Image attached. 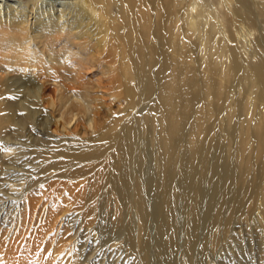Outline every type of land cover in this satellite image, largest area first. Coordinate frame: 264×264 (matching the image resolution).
<instances>
[{
    "label": "bare ground",
    "instance_id": "obj_1",
    "mask_svg": "<svg viewBox=\"0 0 264 264\" xmlns=\"http://www.w3.org/2000/svg\"><path fill=\"white\" fill-rule=\"evenodd\" d=\"M86 66L106 78L117 106H137L136 114L104 125L107 108L84 88ZM52 83L59 88L56 101L46 95ZM69 89L78 92L75 99L64 94ZM58 106L63 120L71 115L67 124L82 113L93 132L80 119L78 133H67L47 112ZM218 117L230 130L238 121L247 127L248 167L264 158V0H0V264H89L72 223L94 217L103 192L120 200L133 223L134 236L129 231L125 238L143 245L132 250L136 264H149L153 217L158 248L167 253L181 241L179 264H197V240L215 247L201 236L203 223L232 232L247 196L237 187L246 178L224 162L213 135ZM37 122L43 129H34ZM26 130L36 140L16 141ZM145 135L160 196L153 211L136 175ZM21 153L50 176L9 173ZM256 191L248 198L260 204L261 225L264 181ZM176 209L185 219L181 229ZM34 216L40 225L27 237ZM59 225L73 239L67 249L55 233ZM47 240L53 243L45 246Z\"/></svg>",
    "mask_w": 264,
    "mask_h": 264
},
{
    "label": "rangeland",
    "instance_id": "obj_2",
    "mask_svg": "<svg viewBox=\"0 0 264 264\" xmlns=\"http://www.w3.org/2000/svg\"><path fill=\"white\" fill-rule=\"evenodd\" d=\"M195 60H197V57H195ZM169 62H171V61H169ZM81 74H82L81 78H84V79H82V81L86 83L84 88H88L91 90V93H92L91 97L92 98H95V97L101 98V101L104 103L105 108H107V110H105L107 112H105V113L103 112V114H102V118L104 119V125L108 126V125L112 124L115 118H117V120H118L119 118H127V117H130V116L136 114V113L131 114V112H137V109H138L137 106L133 107V108H127L126 111H123L122 105L117 106V102L113 101L112 96L110 95V89H108V87L105 85L106 78L101 76V75H97L95 73L94 69H91L89 66H86V69H83ZM97 78H101V83H102L101 85L97 84V81H98ZM52 84H53V86L55 85L54 83H52ZM49 89L50 90L46 91V95L48 96V98H50V99L54 98V100L56 101V98H57L58 93H59V88L54 86V87L49 88ZM77 93H78L77 91H74L72 89H69L68 91L64 92L65 95H67L69 98H73V99L76 98ZM115 95H118V92H116ZM241 98H242L241 96L236 97V102L237 103L239 102L238 104L242 103ZM202 99H205V97H203ZM94 105H95V102H92V104L88 105V108L92 109V107ZM118 107H120V109ZM109 108H111V109H109ZM59 110H60V107L58 106L56 108V110L48 108L47 112L53 113L52 114L53 119H54V120H52L53 122H57L60 120L62 122V124H66L65 128L68 131L67 133L71 134L74 131L75 132L78 131L74 128H75L77 121L80 119H81V122L84 123L87 130L91 133L93 132V124H92L91 120L89 118H86L85 116H83L82 113L79 116L74 117L73 120L69 124H67L66 122L71 118V115L66 116L65 117L66 121H65V120H63L64 119L63 110H61V111H59ZM224 111H225V109H223V112ZM119 113H120L121 117H119ZM103 115H104V117H103ZM224 117H225L224 114L220 116L221 119H223ZM220 118L218 117V119H217V126L216 127L213 126L215 129V134L213 132V135H217L219 137L222 157L224 158L223 160H225L224 162L226 164L230 165V167H232L233 170L235 169L234 171H235L236 176L241 175L244 177V179L246 178L245 183L237 184V187L240 189H245L247 191V196L245 198V201H243L244 204L242 203L244 207L243 206L241 207V209H242L241 219L240 218L237 219L238 222H236L237 220H235L230 225V227L234 226L233 228L235 230L232 229V232H231L230 227H229L230 229L224 228L223 230L221 229L223 227H221V228L217 227V228L221 229V230H219L220 231L219 232L218 229L215 227V231H217V232H215L213 226H212L213 227L212 228L211 226L206 225L207 223H203L205 226H204V228H202L203 230L200 227V230H202L201 236H204L203 239L206 240L207 243H211L212 241H214L215 247H214V249H213V247H212V249L210 247L208 248V246H207L208 244H207L206 245L207 248H206L205 246H203L204 245L203 242H201L200 240L199 241L197 240V242H196L197 246L193 250V253L197 259V264H264V226H263L264 220H263V222L261 221V225H260V221L258 222V219H259L258 217L261 215L262 210L260 208V204L258 203V200L254 199L255 197L254 198H248L250 193H253L256 190L258 191V184L260 182L264 181V165H263L264 164V158L259 157L257 159V161L252 160L254 163L252 162L250 167H248L246 165L245 161L249 157H251V156H249L250 149H249L248 144H245L244 140L242 138V134L244 131L243 129L246 126L245 127L242 126L244 123H242V121H238L237 122L238 125H236L237 127H235L233 130H230L228 128L227 124L220 122V120H221ZM246 119H247V117L244 118V120H246ZM214 121H216V118H212V125H213ZM40 122H42V121H40ZM39 123L37 122L34 124L35 130L43 129V128H40L41 126L39 125ZM219 126H220V129H217V128H219ZM246 129H247V127H246ZM248 129H250V128L248 127ZM250 130L253 131V128ZM235 131H237V132H235ZM252 131H250V132H252ZM30 132H31L30 130H26L21 135L22 137L18 136L16 141L19 140V142H24V141H29V140L30 141L36 140L35 136L30 135L31 134ZM25 133L26 134L28 133L27 136ZM76 133H78V132H76ZM229 133H231V134H229ZM40 134H41V132H40ZM141 136H143V135H141ZM226 138H228L229 140H227ZM141 142H144V144L140 148L139 151L141 153L142 158L144 159L143 160L144 162H142L143 166L142 165L139 166L138 167L139 169L136 168V175L139 177L141 183L143 184L142 188H143L145 194L148 195L149 204H150V207L153 211L156 200H160V198H159L160 196L154 192V181L156 179V170H155V166H154L152 159H151V153L149 152L150 150H148V149H150L149 146H151L150 143L148 144V142H149L148 136L145 135V137L142 138ZM224 142H226V143H224ZM139 151H137V154H139ZM12 162H13V166H10L11 170L9 171V173L32 174L33 177L36 176L35 178H48L50 176V174L48 172L46 173L44 169H39V166H37L38 164H34V162H37L35 158H31L27 154L21 153L19 155V157L17 159L16 158L13 159ZM149 162H151V163H149ZM259 162H260V164H259ZM146 163H147V165H146ZM20 166L23 168L21 169ZM85 167L91 168V166H86V165H85ZM27 169H29V170L26 171ZM34 169H35V173H33ZM36 170H39V171H36ZM150 171L151 172L155 171V172L151 173ZM39 172L40 173L42 172V173L40 174ZM256 173H257V175H256ZM260 173H261V175H260ZM148 178H149V181H148ZM151 179L153 180V182L151 184L149 183L150 186L148 187L147 183L151 182L152 181ZM247 179H249V180H247ZM52 180L53 179L49 180V184H51ZM152 184H153V187H152ZM146 190H147V192H146ZM149 191H150V193H149ZM99 200H100L99 210L94 217H92V218L89 217L88 220L84 221V219H82V217H80L79 219H76V218H78V215H77L74 217V219H76L75 223H74V221L72 223V226L74 227V229L76 231L79 230V231H77L78 232V236H77L78 239L77 240H80V242H81V246H82L84 256L86 253L85 259L89 260L88 261L89 264H136L134 262V259H133L132 250L136 251L140 248V251H141L143 248V245H139L137 247L135 244V240H133L132 242H129L125 238L127 236V234L129 233V231L131 232V236H134V230H135L133 227V223L130 224V222H129L130 218H128V214L126 215V213L124 211L126 209L125 208H123L124 210L122 209L123 205L120 202V200L119 201L117 200V202H116V201H114L113 198H111L110 192H108V193L103 192L101 194ZM101 200H102V202H101ZM101 204H103V205H101ZM204 206L205 205H203V207ZM118 207L121 209L119 210ZM204 208L206 209V207H204ZM204 208H203V210H205ZM176 210H177L176 212H177L178 223L180 222L179 227L181 229V226H184L185 219L180 214L179 210L178 209H176ZM203 210H201V211L204 213ZM74 211H76L75 208H74ZM243 212L246 214H244ZM98 213H100V214H98ZM100 218H101V220H100ZM102 219H103V221H102ZM153 219H154V222H152V224H151L150 238L148 239V242L146 243V245H147L146 248L148 251V257L150 258L148 260L149 264H172V263L173 264H179V262L181 261V258H182L181 257V250L184 251V249H185L184 245L180 241L178 244H176L177 249L170 251V252L168 251L167 253H165L166 252L165 250H162L161 248L159 249L158 248L159 230H158L157 223H156L154 217L152 218V221H153ZM77 220H79V221H77ZM239 220H240V222H239ZM39 221H41L39 216H34L30 220L29 227H27L25 236H27V237L30 236L32 234L31 232L35 231L38 228V226L40 225ZM81 221H83V222H81ZM242 221H244V222H242ZM77 223H79V224H77ZM93 223H95V224H93ZM127 223L130 224V226H128ZM239 223H241V224H239ZM203 224H202V227H203ZM236 224H239V225L236 226ZM208 226L211 227L212 229L210 228L211 229L210 230ZM96 227L98 228V231H97ZM105 227H107V228H105ZM28 228L31 230H29ZM60 228H61V226L59 225V227H57V230L55 233H58V235H60L61 241L63 242V245H64L63 249H67L68 247H71L73 245V244L69 245L73 239L68 240L69 231L67 229H65V227L62 228L63 231ZM94 228H95V230H94ZM102 229H104V230L101 233ZM131 229H134V230H132L133 232L131 231ZM58 230H61V232H58ZM122 230H123V233H122ZM153 230H155V232H153ZM227 230H228V232H227ZM211 231H212V234L210 233ZM214 233H215V235H214ZM120 234H122V235H120ZM220 234L222 236H220ZM216 236H217V238H216ZM218 237H220V239ZM100 238H102L103 241ZM45 239H49V236H47ZM50 239L54 241L55 236H52ZM45 242L47 243L45 246L53 243L50 240L44 241V243ZM82 243L84 246L82 245ZM42 246L44 247V245H42ZM218 246H219V248H218ZM157 248H158V250H157ZM119 249L122 251H120ZM207 249H209V251H210V249H211V251L214 250L215 252L214 251H212L214 253H212L211 251L209 252ZM176 252H177V254H175ZM196 255H198V256H196Z\"/></svg>",
    "mask_w": 264,
    "mask_h": 264
},
{
    "label": "snow or ice",
    "instance_id": "obj_3",
    "mask_svg": "<svg viewBox=\"0 0 264 264\" xmlns=\"http://www.w3.org/2000/svg\"><path fill=\"white\" fill-rule=\"evenodd\" d=\"M0 150H5V149H0Z\"/></svg>",
    "mask_w": 264,
    "mask_h": 264
}]
</instances>
